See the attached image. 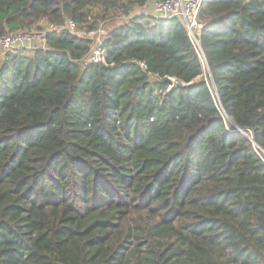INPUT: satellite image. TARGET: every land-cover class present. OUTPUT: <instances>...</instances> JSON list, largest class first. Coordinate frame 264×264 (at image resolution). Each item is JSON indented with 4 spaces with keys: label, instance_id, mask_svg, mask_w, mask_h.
Segmentation results:
<instances>
[{
    "label": "trees",
    "instance_id": "16d2710c",
    "mask_svg": "<svg viewBox=\"0 0 264 264\" xmlns=\"http://www.w3.org/2000/svg\"><path fill=\"white\" fill-rule=\"evenodd\" d=\"M147 1L0 0V264H264V0Z\"/></svg>",
    "mask_w": 264,
    "mask_h": 264
},
{
    "label": "built area",
    "instance_id": "2783aa9c",
    "mask_svg": "<svg viewBox=\"0 0 264 264\" xmlns=\"http://www.w3.org/2000/svg\"><path fill=\"white\" fill-rule=\"evenodd\" d=\"M204 0H154L152 5L142 10L141 13L150 17H166L177 19L186 29L190 41L195 47L199 46L198 34L202 28L199 21V11ZM135 16L132 12L129 17ZM124 17V16H120ZM126 17L125 18H129ZM46 26H48L46 24ZM50 26V25H49ZM63 28L75 32L76 24L71 18H67ZM78 33L80 31H77ZM84 35V33H82ZM92 38L89 51L83 56L85 62H99L102 59L105 50L102 45L103 37L100 30L88 33ZM45 47L44 31H19L6 32L0 36V62L4 55L11 54L19 49L21 52H32L36 49ZM140 66L147 68L144 61Z\"/></svg>",
    "mask_w": 264,
    "mask_h": 264
},
{
    "label": "crops",
    "instance_id": "0c3cea01",
    "mask_svg": "<svg viewBox=\"0 0 264 264\" xmlns=\"http://www.w3.org/2000/svg\"><path fill=\"white\" fill-rule=\"evenodd\" d=\"M153 1H154V0H149V1H147V3H146L145 5H143V6L135 7V8H134V11H135V12H140V13H141L143 9H145V8L149 7L150 5H152Z\"/></svg>",
    "mask_w": 264,
    "mask_h": 264
},
{
    "label": "rangeland",
    "instance_id": "374dc122",
    "mask_svg": "<svg viewBox=\"0 0 264 264\" xmlns=\"http://www.w3.org/2000/svg\"><path fill=\"white\" fill-rule=\"evenodd\" d=\"M131 12H132L134 15H136L137 13H139V12H135L134 9H133ZM40 25H42V24H40ZM100 28H101V27H100ZM101 29H102V28H101ZM82 33H83V32H79L80 35H82ZM100 34H101V37H103L101 30H100ZM86 35H88V34H86Z\"/></svg>",
    "mask_w": 264,
    "mask_h": 264
},
{
    "label": "water",
    "instance_id": "95a60500",
    "mask_svg": "<svg viewBox=\"0 0 264 264\" xmlns=\"http://www.w3.org/2000/svg\"><path fill=\"white\" fill-rule=\"evenodd\" d=\"M177 84L179 85V84H181V82L180 81H177ZM244 133V132H243ZM244 134H246V133H244ZM251 138V137H250Z\"/></svg>",
    "mask_w": 264,
    "mask_h": 264
}]
</instances>
